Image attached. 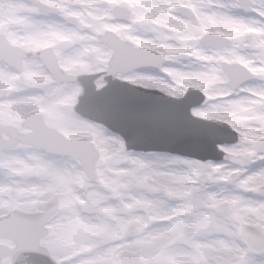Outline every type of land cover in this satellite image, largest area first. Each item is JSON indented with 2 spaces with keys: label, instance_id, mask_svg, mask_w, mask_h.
Instances as JSON below:
<instances>
[{
  "label": "clouds",
  "instance_id": "9594fccd",
  "mask_svg": "<svg viewBox=\"0 0 264 264\" xmlns=\"http://www.w3.org/2000/svg\"><path fill=\"white\" fill-rule=\"evenodd\" d=\"M0 264H264V0H0Z\"/></svg>",
  "mask_w": 264,
  "mask_h": 264
}]
</instances>
